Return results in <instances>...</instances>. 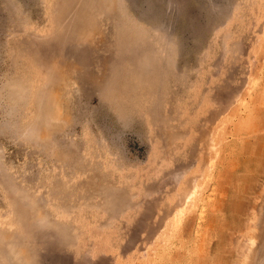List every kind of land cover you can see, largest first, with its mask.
I'll use <instances>...</instances> for the list:
<instances>
[{
	"label": "rangeland",
	"instance_id": "obj_1",
	"mask_svg": "<svg viewBox=\"0 0 264 264\" xmlns=\"http://www.w3.org/2000/svg\"><path fill=\"white\" fill-rule=\"evenodd\" d=\"M0 264H264V0H0Z\"/></svg>",
	"mask_w": 264,
	"mask_h": 264
}]
</instances>
